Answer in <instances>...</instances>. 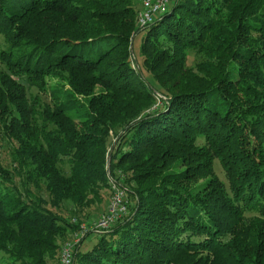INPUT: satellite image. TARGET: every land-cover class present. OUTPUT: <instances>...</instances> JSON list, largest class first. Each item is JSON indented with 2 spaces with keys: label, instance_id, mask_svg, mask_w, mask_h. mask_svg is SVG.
I'll list each match as a JSON object with an SVG mask.
<instances>
[{
  "label": "trees",
  "instance_id": "1",
  "mask_svg": "<svg viewBox=\"0 0 264 264\" xmlns=\"http://www.w3.org/2000/svg\"><path fill=\"white\" fill-rule=\"evenodd\" d=\"M142 2L0 0V264H60L113 182L74 264H264V0Z\"/></svg>",
  "mask_w": 264,
  "mask_h": 264
},
{
  "label": "built area",
  "instance_id": "2",
  "mask_svg": "<svg viewBox=\"0 0 264 264\" xmlns=\"http://www.w3.org/2000/svg\"><path fill=\"white\" fill-rule=\"evenodd\" d=\"M170 0H143L138 19L141 26L151 24L155 17L166 11ZM129 213L126 190L116 182L112 183V197L107 211L97 220L79 225L71 240L64 243L60 253V264H74L75 251L91 232H107ZM77 224V221H74Z\"/></svg>",
  "mask_w": 264,
  "mask_h": 264
},
{
  "label": "rangeland",
  "instance_id": "3",
  "mask_svg": "<svg viewBox=\"0 0 264 264\" xmlns=\"http://www.w3.org/2000/svg\"><path fill=\"white\" fill-rule=\"evenodd\" d=\"M138 47H139V43L137 42L136 43V49ZM5 48H6V45L3 42L2 38L0 37V50L5 49ZM196 62H198V58L193 53H191L190 57H189V64L191 66H194L196 64ZM3 69H4V65L2 64V62L0 60V71ZM26 86L28 88L29 95H31L33 97L38 95L39 92L35 88L30 87L28 84ZM39 94H40V98H41L42 103L50 102L51 98H50L49 94H42V93H39ZM12 152H13V150L11 147V143H9V141L4 136H2V134L0 132V160H2L5 164H8L12 160ZM215 173L217 174V176L221 180L226 182L225 173H224V171H223V169H222V167L218 161H216V163H215ZM111 197H112V191L110 192V197H109L108 203L110 202ZM108 203H107V206L105 207V210L99 211L98 214L94 213L93 217L91 218V221L87 220V221L82 222V224L87 223L88 221L93 222V221L97 220L101 215H103L107 211V208L109 205ZM68 207H70V206H68ZM68 217L72 218V222L74 224H75V222H74L75 220L77 221V223H81L77 218H74L71 216H68ZM69 240H71V239H69Z\"/></svg>",
  "mask_w": 264,
  "mask_h": 264
}]
</instances>
